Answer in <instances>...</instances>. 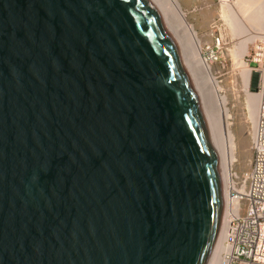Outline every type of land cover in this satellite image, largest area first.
Listing matches in <instances>:
<instances>
[{
	"label": "water",
	"instance_id": "1",
	"mask_svg": "<svg viewBox=\"0 0 264 264\" xmlns=\"http://www.w3.org/2000/svg\"><path fill=\"white\" fill-rule=\"evenodd\" d=\"M223 199L148 0H0V264H214Z\"/></svg>",
	"mask_w": 264,
	"mask_h": 264
},
{
	"label": "rangeland",
	"instance_id": "2",
	"mask_svg": "<svg viewBox=\"0 0 264 264\" xmlns=\"http://www.w3.org/2000/svg\"><path fill=\"white\" fill-rule=\"evenodd\" d=\"M178 1L187 23L196 31L200 59L208 69L211 82L218 88L219 98H223L222 110H226L225 114L228 115L224 126H227L226 129L231 133L235 146V162L231 172L242 174L248 169L252 158L250 144L253 122L250 119V109L247 108L250 107V95L257 93L259 79L252 71L256 65L249 61L262 40L261 35L264 36V30L250 23L248 15L251 13L246 9L248 5L244 9L239 5V0ZM263 3L264 0H258L255 8ZM225 5L240 20L244 28L243 33L236 32L230 19L222 16ZM217 37L222 39L218 48L215 40ZM245 43L246 50L242 55L241 47ZM242 64L251 70L247 84L241 76Z\"/></svg>",
	"mask_w": 264,
	"mask_h": 264
},
{
	"label": "bare ground",
	"instance_id": "3",
	"mask_svg": "<svg viewBox=\"0 0 264 264\" xmlns=\"http://www.w3.org/2000/svg\"><path fill=\"white\" fill-rule=\"evenodd\" d=\"M148 1L150 2L157 16L160 18L169 36L183 58L190 82L196 93L201 112L204 116L206 127L212 139L213 149L217 158L218 168L221 176V186L224 197L226 191L228 192V189L231 186L230 174L235 162V146L231 133H229L226 129L227 126H224V122L228 115L225 114V109V111L222 110V105H224V103L222 104L223 98L222 100L219 98L218 88L213 82H211L208 69L204 66L202 60L200 59L199 48L196 40V31L187 23L185 15L181 12V5L179 1ZM257 2L258 0L238 1V3H240L239 5H242L243 8L248 5L246 9L248 8L247 10L251 13L249 14L250 16L248 15L250 23L253 24L254 27H259L264 30V3L255 8ZM241 9L242 8H240V10ZM222 14V16L225 15L226 18L228 17L230 19V22L232 23V26L236 32L241 33L244 30L243 26L239 22L240 20L231 11V9H229L228 6L222 10ZM260 39H264V36L261 35ZM246 43L241 47L240 53L242 55L246 50ZM242 66L241 76L244 83L247 84L251 70L244 64H242ZM249 100L250 107L247 109H250V119L254 123L257 115L258 97L256 94H252L250 95ZM222 250L221 236V242L214 260V264L218 263V256Z\"/></svg>",
	"mask_w": 264,
	"mask_h": 264
},
{
	"label": "built area",
	"instance_id": "4",
	"mask_svg": "<svg viewBox=\"0 0 264 264\" xmlns=\"http://www.w3.org/2000/svg\"><path fill=\"white\" fill-rule=\"evenodd\" d=\"M217 48L222 39L217 37ZM249 63L258 75V108L251 129L252 158L242 174L231 172L224 195L222 252L217 264H264V39Z\"/></svg>",
	"mask_w": 264,
	"mask_h": 264
}]
</instances>
